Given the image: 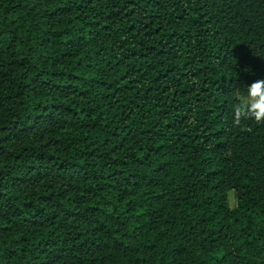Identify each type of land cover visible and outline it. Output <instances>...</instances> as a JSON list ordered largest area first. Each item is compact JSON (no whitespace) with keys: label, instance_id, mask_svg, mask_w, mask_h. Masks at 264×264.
Here are the masks:
<instances>
[{"label":"trees","instance_id":"trees-1","mask_svg":"<svg viewBox=\"0 0 264 264\" xmlns=\"http://www.w3.org/2000/svg\"><path fill=\"white\" fill-rule=\"evenodd\" d=\"M260 77L264 0H0V264H264Z\"/></svg>","mask_w":264,"mask_h":264},{"label":"clouds","instance_id":"clouds-1","mask_svg":"<svg viewBox=\"0 0 264 264\" xmlns=\"http://www.w3.org/2000/svg\"><path fill=\"white\" fill-rule=\"evenodd\" d=\"M231 126L241 129L245 125H254L264 128V77L244 83V98L239 95L232 102ZM226 208L229 210L238 207L237 192L234 188L226 190Z\"/></svg>","mask_w":264,"mask_h":264}]
</instances>
